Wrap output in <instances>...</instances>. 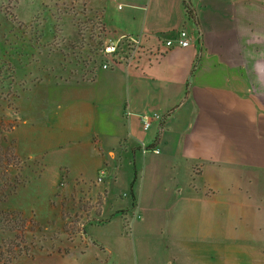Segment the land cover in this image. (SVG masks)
<instances>
[{"label": "crops", "instance_id": "crops-1", "mask_svg": "<svg viewBox=\"0 0 264 264\" xmlns=\"http://www.w3.org/2000/svg\"><path fill=\"white\" fill-rule=\"evenodd\" d=\"M97 1L109 38L158 48L186 27L204 49L33 88L35 115L48 120L18 130L32 141L26 150L46 152L49 172L69 167L78 192L103 202L89 214L84 250L11 264H86L89 251L96 264H264V0H187L192 16L185 0ZM151 112L163 120L144 129L140 116ZM159 131V152L145 149ZM123 163L132 170L124 195L112 191Z\"/></svg>", "mask_w": 264, "mask_h": 264}, {"label": "rangeland", "instance_id": "rangeland-1", "mask_svg": "<svg viewBox=\"0 0 264 264\" xmlns=\"http://www.w3.org/2000/svg\"><path fill=\"white\" fill-rule=\"evenodd\" d=\"M97 2L0 0L1 263L25 254L84 250L89 245V214L99 210L102 196L80 194L79 181L66 177L67 166L49 172L47 153L26 150L32 141L18 136V130L48 120L47 113L35 115L38 97L32 91L38 83L91 80L100 69L105 59L99 48L109 37ZM66 117L74 118L72 113ZM29 133L31 139L32 130ZM131 173L130 164L123 163L112 191L124 195ZM84 262L96 264L93 251Z\"/></svg>", "mask_w": 264, "mask_h": 264}, {"label": "built area", "instance_id": "built-area-1", "mask_svg": "<svg viewBox=\"0 0 264 264\" xmlns=\"http://www.w3.org/2000/svg\"><path fill=\"white\" fill-rule=\"evenodd\" d=\"M197 46L204 49L203 37L194 40L192 34L186 27H182L174 32L172 36L165 37L158 48H152L140 40L138 36H122L117 39L109 38V42L99 48L104 57L100 68H108L120 63L140 67L142 58L148 57L151 60H157L166 54L169 50L176 47ZM144 129H149L153 122L163 120V114L160 112H151L140 116ZM152 151L159 152V147L155 146Z\"/></svg>", "mask_w": 264, "mask_h": 264}, {"label": "trees", "instance_id": "trees-1", "mask_svg": "<svg viewBox=\"0 0 264 264\" xmlns=\"http://www.w3.org/2000/svg\"><path fill=\"white\" fill-rule=\"evenodd\" d=\"M185 6H186V10H187L188 15L192 16L193 15L192 9H191L190 3L187 0H185ZM159 138H160V131L157 133L155 140L150 145L146 146L145 148L146 149L154 148L157 145ZM133 169H134V174H133V178H132L131 183H130V195L132 197L133 204H135L136 197L134 194V184H135L136 179H137V169H136L135 161H133ZM2 264H11V262L6 263L3 261Z\"/></svg>", "mask_w": 264, "mask_h": 264}]
</instances>
